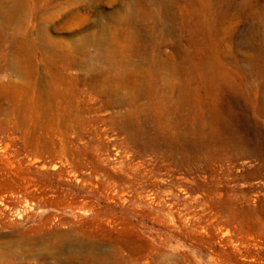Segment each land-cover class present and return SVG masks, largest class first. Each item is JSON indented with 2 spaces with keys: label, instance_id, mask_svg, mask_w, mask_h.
Instances as JSON below:
<instances>
[{
  "label": "rangeland",
  "instance_id": "obj_1",
  "mask_svg": "<svg viewBox=\"0 0 264 264\" xmlns=\"http://www.w3.org/2000/svg\"><path fill=\"white\" fill-rule=\"evenodd\" d=\"M166 1L174 35L155 54L192 42L225 76L196 73L200 95L189 91L180 115L157 122L146 97L133 102L123 88L109 104L83 80L89 67L64 71L48 55L89 37L109 49L137 0H0V82L25 84L0 93V264H38L36 241L81 231L117 239L118 264H264V0H216L220 13L203 27L187 0ZM153 24L141 22L142 43ZM25 35L39 42L30 79L1 54L5 39Z\"/></svg>",
  "mask_w": 264,
  "mask_h": 264
},
{
  "label": "bare ground",
  "instance_id": "obj_2",
  "mask_svg": "<svg viewBox=\"0 0 264 264\" xmlns=\"http://www.w3.org/2000/svg\"><path fill=\"white\" fill-rule=\"evenodd\" d=\"M167 2H169V1L153 0L151 3H149V0H137V2L135 3L136 6L134 8L132 6L131 9L127 10L126 16L124 15L126 19L123 18V21H119V22L123 23L124 25H125V23L133 25V28H132L133 30L132 31L131 30H124L121 26L122 24L120 23L121 25L119 24L116 27V30H114V32H112V34H111L113 37V39L111 41L112 44H110V47L107 50L104 49L106 46L104 48H101V47H103L101 44V41H99L95 37H89L88 39L84 40L83 41V42H85L84 46L81 45V43H75L74 46L64 45V44H60L61 42L59 43V41H57V43H59V44H57L55 42L56 41L55 40L54 41L55 44L53 43L54 44V45L52 44L53 47L51 48V50H49L50 53L47 51L48 55L50 54V56H49L50 63L53 64L52 66H55V64H56L58 67L60 64L63 67L64 71L65 70L67 71V69H69V68L66 69V67L80 66L82 68L84 67V69H87L86 67H89L90 71L92 73V74L89 73L91 75V78L90 79H87V78L84 79L85 78L84 77L83 80L88 82L89 84H91L99 94H101L104 98H106V101L109 104L121 102V99L116 100V99H114V97L116 96L119 98L120 97V91L123 88H127V89H130L133 93L132 96L130 97L131 101L135 102V101H137V99H140L142 97H146L149 100V106L146 110L148 111V113L149 112L150 113L156 112L153 115H155L154 118L156 119L157 122H160L165 117L170 118L173 115L179 114L181 103H183V102L185 103V101L188 100L189 91H195V92H193V93H195V95H200L199 90H197V87L194 86V84H196V82H197V80L194 78V75L196 73H198L199 78L203 81L207 78L206 75H210V74L214 77V80L217 81L220 78H224L225 73L223 75L218 74L214 63H210V60H207V58L209 56L207 58H205V57H202L200 54H198L199 53L198 50L200 51L203 49H200V48H198V50L195 49L192 42H187L184 44V43H182V41H180L178 44H176L173 55L172 54L166 55L165 53H163V54L158 53L160 56H157L155 54L156 48L158 49L157 43H158L159 38L160 37L163 38V36H165L167 34L171 37V35L173 33L170 30L171 27H170V29L168 27L170 24L169 25H167V24L170 23L169 21L174 20L175 15L173 17V15L171 13L172 8H171L170 4H168ZM186 2L190 6L189 10H190L191 16L193 15V16L197 17L196 20L197 19L198 20H197V22L196 21L195 22L200 24L202 27L206 23H209V26L211 23H213V20L215 18V16H214L215 10L213 11V9L215 8L216 11H218L217 9H219V7H220V5L217 6L216 0H187ZM229 3L230 2H228L227 5H229ZM184 5H186V4H184ZM221 5H223V2ZM224 6H222V7L225 9ZM216 7H218V8H216ZM204 13H209L210 16L207 15V17L205 18L204 15L202 16V14H204ZM217 13H220V12L218 11ZM222 17H224V16H222ZM76 18H77V16H76ZM149 18L153 19L154 24H153V27H151V29L149 27L147 28V30L148 29L150 30V31L149 30L148 31L150 32V36H151V37H149V39H150L149 41L151 43L147 45V44L142 43V39H141L142 36L140 33H141V30L144 26L142 28H140V25H141L142 21L149 19ZM176 18H177V16H176ZM119 20H121V19H119ZM216 21H218V20H216ZM182 23H181V26H182ZM185 23H184V25H185ZM215 23L217 24V22L214 21V25H215ZM124 25H123V27H124ZM205 26H207V25H205ZM107 30L108 29L105 28V30L102 32H104L105 35L106 34L108 35V34H110L109 32L111 30H108V31ZM0 33L3 34V30ZM145 35H147V34H145ZM173 35H174V33H173ZM13 36H14V34H13ZM25 37L27 40H23L24 38L22 36V38H23L22 41L18 40L21 38V36H20V38H18L16 36V38H14L11 41H8V39H5V41L7 40V42L4 45H1V46H4V49L2 50L1 54L4 58L7 57V61H6V63H4L5 65L12 66V64H13L14 65L13 68L15 69V71L17 73H20L19 75H22L21 73H24V74H26L25 76H28L30 79L35 72L34 70L36 69L34 67L36 64L35 62L39 61V60H37V61L34 60V58H33L34 55L32 56L31 52L34 50V47L39 42L35 43L36 45L34 46V43H33L34 40L32 42V41L28 40L29 36L27 38V36L25 35ZM107 38H110V36ZM162 38H160V39H162ZM211 38L212 37L210 36V39ZM106 40L108 41V39H106ZM0 41H2V38L0 39ZM35 41H36V39H35ZM45 42H47V41H45ZM124 42L126 44H123ZM48 43H50V41ZM89 43L91 45L93 44V45L99 46L98 50H96L98 52L95 55H89L90 53H87V51H89L88 50L89 48L87 49L85 46L86 45L88 46ZM207 44H208L207 46L209 47V43H207ZM44 45L45 44H43V45L41 44L40 46H44ZM49 45H48V47H49ZM104 45H106V43ZM37 46H39V44ZM85 48L87 49V51ZM39 50H41V48ZM106 51L108 52V54H105ZM42 52H40L41 55H42ZM80 52H82L84 55H86V58L88 57L86 62L78 59L77 55ZM35 53H36V51H35ZM48 55H47V59H48ZM9 56H12V57L14 56L15 58L10 61L8 59ZM42 57H43V55H42ZM4 58L1 57V59H4ZM12 61H13V63H12ZM42 61L45 62L44 60H42ZM47 61H49V60H47ZM4 62H5V60H4ZM99 62H102L104 64L106 63L105 65L108 67V69H105L107 67L106 66L104 67V65L103 66L101 65L102 67L99 66L98 65ZM43 65H45V63ZM49 66H51V65L49 64ZM6 67L8 68V66H6ZM48 70H46V71H48ZM39 72H41V71H39ZM63 73H64V75L66 74L65 72H63ZM57 74L59 75V73H57ZM61 74L62 73H60V75ZM90 75H89V77H90ZM167 75H170L172 78H168ZM22 76H24V75H22ZM66 76H67V74H66ZM68 76L66 77L67 79H68ZM55 78L56 77H54V79ZM58 78L61 79L60 82H62V81L66 82L65 80H62V76H61V78L60 77H58ZM74 78H76V77H74ZM35 79H36V77H35ZM35 79H33L31 81L34 82ZM77 79H80V78H77ZM40 80H42V79L40 78ZM51 80L52 79H50L49 82ZM69 80H70V78H69ZM26 82L27 81H25V83ZM28 82H30V81H28ZM39 82H41V81H39ZM46 82H47V80H46ZM55 82H54V84H55ZM37 83L38 82H36V84ZM56 83H58V82H56ZM0 84H1V82H0ZM41 84H42V82L39 85H41ZM44 85L48 86V84H44ZM59 85H60V83H59ZM11 86H12V88H15L16 92H18L17 90L19 88L21 89L22 87H24L25 84H21V83H17V82L16 83H11V82L3 83L0 85V93L3 94L5 92L4 89H6V87L8 88ZM34 86L35 87L32 88L31 93L35 92L34 89L36 88V85H34ZM56 86H58V85H56ZM27 87H29V86L27 85ZM27 87H25V88H27ZM93 87H91V88H93ZM191 87H193V88H191ZM2 88H3L4 92H1ZM51 90H53V89H51ZM6 91H8V90H6ZM23 91H25V90H22V92ZM25 92H28L27 89ZM9 93H10V91H9ZM12 94H13V92H12ZM15 94L16 93H14V95ZM14 95H13V97L16 98V95L15 96ZM4 96L2 97L3 100L6 99V96H7V98H9L8 94H6V93L4 94ZM34 98H35V95H34ZM6 100L8 101V99H6ZM144 113H145V111H144ZM174 119H175V117H174ZM115 240H117V239H115ZM115 240L112 239L111 237H108V236L99 237L98 235H96L95 233L90 232V231H81V233H78V234L68 232V233L58 234L55 236H49L48 235L47 237L42 238V239L35 242L36 243L35 247L40 246L38 248L41 251L40 256L38 258V260H39L38 264H118L119 250L117 249V246L115 244ZM122 253H123V251H122ZM64 254H66V255H64ZM126 254H128V253H126Z\"/></svg>",
  "mask_w": 264,
  "mask_h": 264
}]
</instances>
